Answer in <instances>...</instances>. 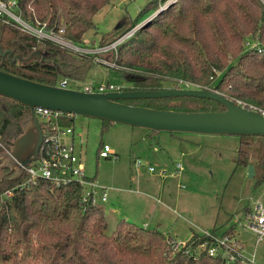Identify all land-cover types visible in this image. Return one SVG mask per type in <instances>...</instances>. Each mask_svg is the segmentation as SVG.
<instances>
[{
    "label": "trees",
    "instance_id": "16d2710c",
    "mask_svg": "<svg viewBox=\"0 0 264 264\" xmlns=\"http://www.w3.org/2000/svg\"><path fill=\"white\" fill-rule=\"evenodd\" d=\"M111 1L17 0V8L25 20L37 19L57 33L62 29L63 38L84 44L85 34L95 27V14ZM166 1L148 2L137 17L124 18L112 34L102 35L98 46L110 44L139 24L145 18H141L143 13ZM146 22L116 50L79 53L37 39L0 19V69L56 86L62 78L84 81L99 63L97 57L130 82L121 90H161L164 82L179 88L183 81L264 111V0H176ZM249 39H256L258 45L245 48ZM37 48L43 51L39 59L28 64L19 58L13 61L18 53L27 57ZM218 73L212 84L210 78ZM121 101L186 112L224 109L216 100L194 96ZM0 114V264H250L238 257L226 262L220 251L210 256L211 238L202 233L193 232L178 249L171 247L169 235L124 219L107 234L102 206L83 211L82 189L75 181L60 186L46 181L21 186L25 173L17 176L6 158L31 118V110L0 95ZM72 120L62 123L70 125ZM237 138L236 163L243 167L252 164L255 185L263 184L264 136ZM7 190L8 196L4 195ZM215 230L210 233L216 234ZM204 242L207 245L201 248Z\"/></svg>",
    "mask_w": 264,
    "mask_h": 264
},
{
    "label": "rangeland",
    "instance_id": "374dc122",
    "mask_svg": "<svg viewBox=\"0 0 264 264\" xmlns=\"http://www.w3.org/2000/svg\"><path fill=\"white\" fill-rule=\"evenodd\" d=\"M150 1L112 0L95 14V27L85 34L84 44L74 45L97 47L104 34H112L124 18L137 17ZM166 3H159L156 10L143 13L141 18H145L142 21L150 19ZM253 45H258V42L249 39L245 48ZM102 64H96L79 84L68 82V87L103 82H112L121 87L129 85L130 82L119 77L109 65ZM218 77L219 73L209 81L214 84ZM178 86L181 88L184 85L178 83ZM164 87L173 86L164 82ZM70 125L75 131V149L88 177L111 186L114 183L111 177L123 171L129 181L132 177L128 185L138 191L134 194L139 198L130 200L125 197L124 201L119 200L118 204H114V213L110 212L109 203L106 205L107 234L114 231L120 219L133 221L143 227L146 223L148 228L173 235L180 242L190 239L193 232L204 233L214 228L216 234H222L234 228L232 236L238 239L244 254L251 256L254 253L255 263L264 264V238L256 243L254 233L244 225L247 207L253 208L257 203L264 206V183L255 185L254 178L248 176V166L236 163L237 136L157 132L117 123L104 124L102 120L80 115H75ZM130 128L135 129L131 141L126 138ZM142 134L147 136L139 137ZM101 143L115 145L119 158L98 157ZM135 157L142 162L137 167L138 174L134 167ZM9 158L7 156L6 159L10 165ZM177 163L182 165L179 174L175 169ZM150 166L155 171H149ZM162 169L167 175L163 178L158 174ZM16 175L20 176L17 171ZM160 185L164 188L161 194L157 193ZM127 209L132 211V218L125 219L119 214ZM149 209L151 212L145 214Z\"/></svg>",
    "mask_w": 264,
    "mask_h": 264
},
{
    "label": "water",
    "instance_id": "95a60500",
    "mask_svg": "<svg viewBox=\"0 0 264 264\" xmlns=\"http://www.w3.org/2000/svg\"><path fill=\"white\" fill-rule=\"evenodd\" d=\"M174 2L175 0L170 1L160 7L154 16ZM146 21L147 19L142 21L139 27L147 23ZM42 53L41 48L35 49L27 57H22L18 53L13 61L19 58L23 63L28 64L39 59ZM0 95L31 110V118L25 124L23 133L15 139L9 158L10 166L18 174H22V166L37 159L43 141L41 124L34 113L35 107L157 132L264 136L262 112L243 107L214 90L172 87L155 91L122 90L89 93L36 82L0 69ZM171 96L208 98L221 103L224 109L186 112L132 105L121 101ZM248 176H254L252 164L248 165Z\"/></svg>",
    "mask_w": 264,
    "mask_h": 264
},
{
    "label": "built area",
    "instance_id": "2783aa9c",
    "mask_svg": "<svg viewBox=\"0 0 264 264\" xmlns=\"http://www.w3.org/2000/svg\"><path fill=\"white\" fill-rule=\"evenodd\" d=\"M173 0H167V3ZM176 1V0H175ZM166 3V4H167ZM165 5V4H164ZM163 5V6H164ZM161 6V7H163ZM0 19L6 23H13L21 30L32 34L37 39H47L57 44H61L74 52L79 53H98L109 49L116 50V46L120 44L124 39L131 36L135 30L140 26L130 29L128 32L114 40L108 45L90 47V46H76L71 41L64 39L59 33L48 30L45 24H40L37 19L34 22L25 20L22 18L19 9L17 8V0H0ZM95 61L104 63V65H110L106 61H103L95 57ZM68 82L79 84L80 81L71 78H62L56 86L65 88L68 87ZM179 83L184 86L181 88H192L197 85L189 82L180 81ZM121 86L112 82H103L99 84H85L83 87L71 88L76 90H82L85 92H110V91H122ZM237 104L261 111L255 108L253 105H247L240 100L236 101ZM34 113L37 116L41 129L43 132V141L40 146L39 154L36 160L31 163L22 166V173H25L26 179L21 184H36L39 181H46L55 186L64 185L70 181H75L81 186L82 193L80 198V206L83 211L88 207L101 206L108 198L107 186L98 184L95 179L88 177L84 171L83 163L80 160L79 153L76 151L72 137L75 135L74 128L71 125H64L63 120L74 118V114L63 113L60 111H53L46 108L35 107ZM79 135V134H78ZM66 139V141H64ZM70 141H69V140ZM11 157V151L7 153ZM99 157L101 158H116L109 144L101 143L99 149ZM135 162L140 164L141 161L136 159ZM176 167L180 170L182 166L180 163L176 164ZM150 171H153L152 166L149 167ZM161 174L165 173V170L160 171ZM9 190L4 192V195H9ZM244 225L251 230L256 238V243L264 238V206L257 203L252 210H249L244 214ZM202 234L208 235L211 238V243L208 247V253L210 256H215L220 251L221 257L226 261H233L236 257L243 259L246 263L256 264L254 259V253L251 256L244 254L243 248L237 238L228 234H211L210 231ZM169 243L173 249H178L184 245V242L177 241L170 236ZM206 242L201 244V248H205ZM196 258V256H194Z\"/></svg>",
    "mask_w": 264,
    "mask_h": 264
},
{
    "label": "crops",
    "instance_id": "0c3cea01",
    "mask_svg": "<svg viewBox=\"0 0 264 264\" xmlns=\"http://www.w3.org/2000/svg\"><path fill=\"white\" fill-rule=\"evenodd\" d=\"M138 128V127H136ZM131 129V128H130ZM140 129H143V128H140ZM133 131H135V129L133 130V128L130 130L129 135L126 136V138H128L130 141L132 140L131 136L133 137ZM78 135V134H77ZM80 136V134L78 135ZM147 135L146 134H142V136H139L141 138H144L146 137ZM72 141L74 140V136L72 137L71 139ZM73 144H74V141H73ZM110 145V144H109ZM100 147H101V144H100ZM111 149H112V152L114 154V156L117 157V159L119 158L117 152H118V148L115 147V145H110ZM100 149V148H99ZM99 157V156H98ZM136 159H139L138 157H135V160ZM134 160V167H135V172L136 174H138V166L142 164V162L140 164H137ZM140 160V159H139ZM141 161V160H140ZM182 166V165H181ZM175 169H176V173L179 174L182 169H178L176 166H175ZM164 170V169H162ZM150 171V170H149ZM155 171V169L153 170ZM158 174L163 178V177H166V171L164 174H161L160 171L158 172ZM175 175V174H174ZM93 179H95L94 177H92ZM112 178V185L111 186H107L108 188V198H107V201L104 202L101 206L105 212V215H107V212H106V205L109 203V206L112 210H110L111 213H114L116 207L114 206V204H118L119 200L121 201H124L125 200V197L130 199V200H133L135 198H139V196L135 195L134 193H137L138 191L133 189L129 184V182L132 181V177H130V181L127 179V176L124 174V172L122 171V174H118L117 176H113L111 177ZM97 182V180H95ZM98 183V182H97ZM100 185H104V183L102 182H99ZM98 183V184H99ZM105 186V185H104ZM164 190L163 186L160 185L158 186L157 188V193H162ZM118 193H123L122 195L118 194ZM117 195V196H116ZM131 202V201H129ZM249 210H252V208L248 207ZM108 210V209H107ZM248 210V211H249ZM118 212V210H117ZM151 210L149 209V211H147L145 214L147 213H150ZM119 213V212H118ZM121 214L123 217L122 218H125V219H128V218H132L130 217L132 215V211L130 209H127L126 211H124L123 213H119ZM133 222V221H132ZM145 227H149L148 225H146V223L143 224ZM169 235V234H168ZM171 237H173V235H169ZM174 238V237H173Z\"/></svg>",
    "mask_w": 264,
    "mask_h": 264
}]
</instances>
